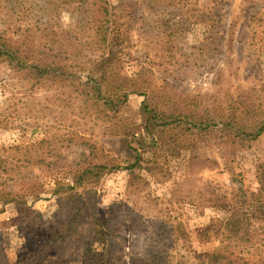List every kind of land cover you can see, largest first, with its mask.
Wrapping results in <instances>:
<instances>
[{"label":"rangeland","instance_id":"1","mask_svg":"<svg viewBox=\"0 0 264 264\" xmlns=\"http://www.w3.org/2000/svg\"><path fill=\"white\" fill-rule=\"evenodd\" d=\"M108 2L112 19L128 27L122 75L140 74L146 85L166 87L175 97L207 96L210 104L225 106L247 95L264 105V0ZM75 7L65 0H0V51L18 53L32 65L38 53L56 48L58 39L67 46L75 35L78 41L85 40L83 34L88 39L87 23L98 15L96 6ZM143 101L130 95L121 109L119 120L136 132V138L129 137L132 146L124 147L104 131L101 120L92 128L82 126L75 88L36 84L28 70L18 71L0 52V193L29 186L37 192L35 198L25 192V201L0 200V264H192L195 252L209 253L220 245L215 230L229 205L258 193L264 134L242 142L215 130L198 140L194 152L169 155L160 139L165 134L157 135L158 149L151 150L149 139L139 141ZM85 129L123 164L86 182L92 199L81 189L83 197L74 204L68 195L54 194L50 173L86 158L88 147L62 140ZM139 154L144 169L136 174L143 181L127 170ZM43 155L45 162L37 158ZM76 209L78 216L69 218ZM94 209L109 225L105 243L95 241L89 225ZM72 219L70 234L66 228ZM248 249L249 260L258 259L254 248Z\"/></svg>","mask_w":264,"mask_h":264},{"label":"trees","instance_id":"2","mask_svg":"<svg viewBox=\"0 0 264 264\" xmlns=\"http://www.w3.org/2000/svg\"><path fill=\"white\" fill-rule=\"evenodd\" d=\"M65 4L71 9H76L77 4L81 8L96 6L98 15L87 23L88 39L83 34L85 40L78 41L75 35L68 40V46L63 38L58 39V46L38 53V58L32 65H25L24 57L18 53L0 52L9 58L18 71L28 70L36 84L58 82L63 87L75 88L81 102L78 115L82 118L79 120L82 119V126L85 128L89 125L92 128L93 123L96 125L101 120L105 125L104 131L110 137L119 139L124 147H131L129 137L136 138V132L131 126H125L119 118L130 95L138 94L144 97L141 105L144 132L139 141L149 139L151 150L160 148L161 139L164 146H169V155L177 156L182 149H192L194 152L198 140L206 138L207 134L214 133L215 130L221 136L232 134L242 142H254L264 134V105L260 99L241 95L225 106L219 101L210 104V101H206L207 96L205 99L195 95H192V99L188 95L175 97L168 94L166 87L146 85V80L140 74L131 78L122 75V56L126 55L124 50L130 45L126 35L128 27L112 19L108 0H65ZM68 36L70 33H67ZM88 53L89 57L86 56ZM61 102L65 108V100L61 99ZM86 131L88 130L82 132L83 135L71 131L62 139L68 146L80 143L88 147L90 152L86 158L50 173L56 187L54 194L68 195L74 204L77 203V197H83L81 189L87 190L92 199L94 191L85 189L86 182L98 181L104 174L118 170L123 164L116 156L100 149L97 141L87 135ZM163 134L164 138L157 137ZM157 138L160 139L157 141ZM37 158H40L39 161L47 159L46 155ZM29 161L30 159L26 160ZM146 168L151 170L152 167ZM142 169L144 167L139 154L129 163L127 170L130 175L143 181L141 175L136 174V170ZM25 179L26 177L21 178V181ZM258 179L260 187L252 199L244 200L238 205H229L227 217L215 230L220 245L209 253L198 255L195 252L192 264H264V164L259 167ZM25 192L36 197L35 188L29 186L23 187L18 193L2 191L0 200L4 204L15 199L25 201ZM94 210L88 213L92 220L89 225L93 228L95 241L105 243L111 233L109 225ZM80 212L81 210L76 209L75 215H70L69 218L77 217ZM75 220L67 222L66 230L72 232L70 234L75 231L71 229ZM248 247L254 248L252 255L256 253L258 259L249 260L245 254L249 251ZM109 261L106 264H110Z\"/></svg>","mask_w":264,"mask_h":264}]
</instances>
